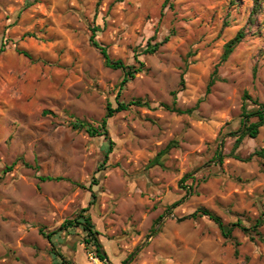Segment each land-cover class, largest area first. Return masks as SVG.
Returning a JSON list of instances; mask_svg holds the SVG:
<instances>
[{
	"label": "rangeland",
	"instance_id": "1",
	"mask_svg": "<svg viewBox=\"0 0 264 264\" xmlns=\"http://www.w3.org/2000/svg\"><path fill=\"white\" fill-rule=\"evenodd\" d=\"M92 29L111 59L134 68L148 43L169 40L138 55L144 66L119 90L124 73L104 66ZM239 31L243 40L220 62ZM171 92L191 114L160 106L171 105ZM244 92L264 104V0H0V264H61L53 246L74 264H264L260 237L234 226L264 213V161L229 157L235 138L222 136L238 129ZM136 99L150 108L107 120L115 146L97 171L106 140L72 123L96 127L108 104ZM260 149L264 127L237 153ZM84 208L104 262L78 227L51 243L45 236ZM198 209L218 216L223 232L188 217ZM258 232L264 239V221Z\"/></svg>",
	"mask_w": 264,
	"mask_h": 264
},
{
	"label": "trees",
	"instance_id": "2",
	"mask_svg": "<svg viewBox=\"0 0 264 264\" xmlns=\"http://www.w3.org/2000/svg\"><path fill=\"white\" fill-rule=\"evenodd\" d=\"M97 29H92V33L90 36V44L93 47H96L99 49L100 55L103 58L104 66L112 69V70H120L124 73V78L120 82L119 90H121L124 85L128 82V80L132 79L135 74H137L141 68L144 66V64L138 60V55H152L154 54L162 45L168 42L169 37H165L160 42H155L154 44L148 43L146 48L141 51V53L135 55V60L138 64V68H134L133 66L125 65L121 60H114L111 59L108 55L106 48L100 47L97 42L94 40L95 38V32ZM244 38V32L239 31L236 33V35L229 40L223 47V52L220 58V62H225L228 57L232 54L234 49L241 43V41ZM18 53L24 56L25 58L30 59V55L23 50H18ZM214 80H211L209 83V86L212 85ZM181 86H183L184 81L181 77L180 81ZM176 92H171L172 96V102L171 105L161 104L160 106L164 108L166 111L176 113V114H191L192 110H180L177 108V101H176ZM132 107L136 108H150L149 103L146 101H142L140 99L132 100L127 103L125 102H117L116 107H111L110 104L106 106V111L101 119L98 126H93L89 123H86L84 121H75L72 123L73 129H84L85 132L91 136V137H103L107 142V149L104 153V158L102 163L99 165L97 171H102L105 166L108 159V155L113 152L114 150V142L109 137V130L107 125V120L112 118L115 114L128 111ZM47 114V113H45ZM264 127V104L258 102L256 99H252L250 95L247 92H244L242 95V106H241V115H240V125L238 129L235 132H225L222 134V136H230L235 138L233 146L230 150V153L228 154L229 157L234 158L235 160H238L240 162H250L253 158H259L264 161V149L260 150H254L251 154H249L247 157H242L240 154L237 153L239 147L241 146L243 140L245 138L255 139L256 135L258 134V130L260 128ZM176 143H169L165 146L164 149H162L153 159L150 166L159 165L160 159L167 154L175 145ZM217 164H221L223 157L221 156V153L218 152L216 155ZM23 165L27 168H31L34 170H38V166L34 163V165H30L28 163H23ZM15 166V162H13L11 165L4 168V172H10L12 171L13 167ZM37 179L39 182H61V181H67L71 182L68 179L62 178V177H51V176H37ZM74 186L85 189L86 187L82 184L73 183ZM90 185H98V180L93 179ZM88 191L91 194V197L93 198L92 203L96 200V194L91 191V187H88ZM88 208L81 209L80 213L77 215V217L73 220H68L64 224L61 225L58 231H55L53 233H50L48 235H45L49 243H51V236L53 234H59L62 230H66L68 228L78 227L80 228L84 233L85 237L81 238V243L84 246L91 245L94 247L95 250V256L101 261L104 262L106 260L105 252L102 248V245L99 240V233L98 231L94 230L93 223L91 221L90 215L87 213ZM207 217L209 220H211L222 232H223V223L221 219L211 213L210 211L206 209H198L194 211L192 214H190L189 218H196V217ZM264 213L262 214V217H259L252 226L245 227L240 224H236L237 228H239L241 231L245 233L254 232L256 235L260 237V240L264 243V239L261 237L260 233L258 232L259 227L262 225L264 219H263ZM160 219V218H159ZM154 230H152L153 232ZM224 237L229 238L231 236V229H229L226 233H223ZM53 251L57 254L59 258L61 259V264H74L72 259L70 257H65L55 251V248L53 246Z\"/></svg>",
	"mask_w": 264,
	"mask_h": 264
},
{
	"label": "built area",
	"instance_id": "3",
	"mask_svg": "<svg viewBox=\"0 0 264 264\" xmlns=\"http://www.w3.org/2000/svg\"><path fill=\"white\" fill-rule=\"evenodd\" d=\"M98 259V258H97ZM99 260V259H98ZM96 260H94V263H95ZM100 261V260H99Z\"/></svg>",
	"mask_w": 264,
	"mask_h": 264
}]
</instances>
